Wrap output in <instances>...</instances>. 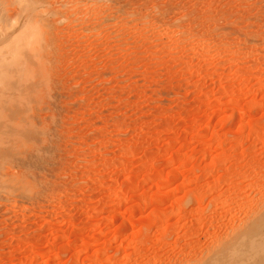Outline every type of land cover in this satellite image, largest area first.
Segmentation results:
<instances>
[{
	"label": "rangeland",
	"instance_id": "rangeland-1",
	"mask_svg": "<svg viewBox=\"0 0 264 264\" xmlns=\"http://www.w3.org/2000/svg\"><path fill=\"white\" fill-rule=\"evenodd\" d=\"M0 264H264V0H0Z\"/></svg>",
	"mask_w": 264,
	"mask_h": 264
},
{
	"label": "bare ground",
	"instance_id": "bare-ground-1",
	"mask_svg": "<svg viewBox=\"0 0 264 264\" xmlns=\"http://www.w3.org/2000/svg\"><path fill=\"white\" fill-rule=\"evenodd\" d=\"M258 247H259V246H258ZM258 247H256V248L259 249L260 247H259V248H258ZM261 248H263V247H261ZM260 251H261V250H260Z\"/></svg>",
	"mask_w": 264,
	"mask_h": 264
}]
</instances>
